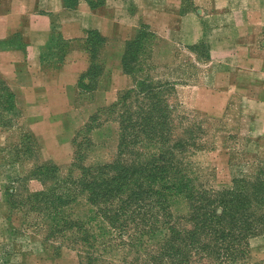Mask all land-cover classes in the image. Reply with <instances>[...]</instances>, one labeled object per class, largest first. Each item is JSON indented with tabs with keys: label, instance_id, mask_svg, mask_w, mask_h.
Listing matches in <instances>:
<instances>
[{
	"label": "crops",
	"instance_id": "0c3cea01",
	"mask_svg": "<svg viewBox=\"0 0 264 264\" xmlns=\"http://www.w3.org/2000/svg\"><path fill=\"white\" fill-rule=\"evenodd\" d=\"M132 47L139 66L128 69ZM145 66L150 78L136 73ZM0 77L20 108L39 111L36 125L69 113L85 124L149 80L176 109L211 120L228 122L237 105L245 136L259 143L264 0H0ZM109 122L93 138L106 139Z\"/></svg>",
	"mask_w": 264,
	"mask_h": 264
},
{
	"label": "rangeland",
	"instance_id": "374dc122",
	"mask_svg": "<svg viewBox=\"0 0 264 264\" xmlns=\"http://www.w3.org/2000/svg\"><path fill=\"white\" fill-rule=\"evenodd\" d=\"M59 50L49 51L53 62L61 56ZM130 64L131 67L134 60ZM138 68L136 73L141 77L152 72L146 66ZM5 82L0 77V264H82L81 255L92 249L82 244L73 247L71 241L73 236L79 237L78 227L56 232L68 216L75 224L84 221L81 233L101 236L100 240L108 244L109 240H116L107 252L100 245L102 251L92 254L100 257L97 264H123L138 257L147 258L139 242L133 241L134 248L120 245L113 249L114 244L122 243L118 231L108 234L107 226L100 220L88 223L98 208L91 202L93 190L100 178H105L97 170L113 163L119 155V113L108 107L85 124L82 117L77 116L75 122L74 113H69L56 124L36 125L39 111H24L17 103L14 105L11 92L2 84ZM148 85L142 81L138 88L148 89ZM166 98L171 99L168 92ZM135 105L134 101L133 110ZM235 109L227 122L211 120L186 105L177 108L173 119L185 125V129L180 128V135L187 137L189 130L193 131L203 144L186 164L197 178L195 186L231 190L251 182L264 183V141L255 143L245 136L249 126L242 121L244 114L237 105ZM107 121L112 122L107 138H93V130ZM73 199L76 200L72 203ZM172 203L175 217L183 220L188 215L187 201L179 197ZM249 245L251 250L241 251V260L235 264H264V234L251 238ZM220 248L212 243L204 249L183 248L180 254L192 256L188 264H223L219 253L224 251Z\"/></svg>",
	"mask_w": 264,
	"mask_h": 264
},
{
	"label": "trees",
	"instance_id": "16d2710c",
	"mask_svg": "<svg viewBox=\"0 0 264 264\" xmlns=\"http://www.w3.org/2000/svg\"><path fill=\"white\" fill-rule=\"evenodd\" d=\"M135 50L131 48L128 69L133 60L131 68L139 64L135 61L138 53ZM89 80L84 77L81 86L89 85ZM145 82L149 84L148 89L124 91L111 106L120 115L119 155L113 163L97 170L105 178H100L93 190L91 202L98 208L88 223L100 220L107 226L108 234L118 231L122 243H113V249L120 245L134 248L133 241L145 248L147 258L138 257L123 264H149V261L188 264L192 256L181 255L183 248L204 249L212 243L221 245L224 253L220 252L219 256L223 264L239 262L241 251L251 250L249 240L264 234V183L251 182L231 190L195 186L197 178L191 175L186 164L203 144L193 131L189 130L187 137L180 135V128L185 129V125L174 121L177 109L166 98L165 90L161 91L154 82ZM2 84L11 92L15 105L14 92L6 82ZM134 101L135 110L132 109ZM179 197L188 205V215L183 220L172 212V201ZM73 221L66 217L56 232L78 227L79 237L73 236V247L82 244L92 249L81 255V263L97 264L101 259L92 254L101 247L107 252L113 240L108 244L100 240L101 236L95 238L89 232L81 233L84 221L76 224ZM137 254L140 255L138 251Z\"/></svg>",
	"mask_w": 264,
	"mask_h": 264
}]
</instances>
